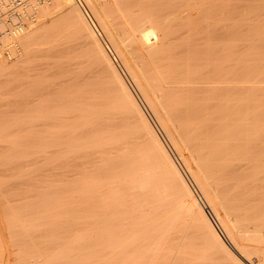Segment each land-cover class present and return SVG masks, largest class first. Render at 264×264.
Here are the masks:
<instances>
[{"label": "bare ground", "instance_id": "6f19581e", "mask_svg": "<svg viewBox=\"0 0 264 264\" xmlns=\"http://www.w3.org/2000/svg\"><path fill=\"white\" fill-rule=\"evenodd\" d=\"M18 5L27 21L0 19V84L20 90H9L22 106L11 123L38 136L33 160L45 154L54 171L49 182L23 178L49 204L41 227L75 228L73 238L53 225L35 236L33 264H264V0ZM9 122L4 164L22 132ZM55 204H74L70 221Z\"/></svg>", "mask_w": 264, "mask_h": 264}, {"label": "rangeland", "instance_id": "374dc122", "mask_svg": "<svg viewBox=\"0 0 264 264\" xmlns=\"http://www.w3.org/2000/svg\"><path fill=\"white\" fill-rule=\"evenodd\" d=\"M20 5H18V7H19ZM22 10V9H21ZM27 10V9H26ZM17 12H18V14H19V16H20V19H17V18H13V23H10V24H8V21H7V27H16L15 25H14V23H16L18 20H20L22 23H23V21L25 22V21H27L28 19H27V16L29 15V14H27V16H26V19H22V18H24L25 16H23V14L24 13H22L23 12V10L20 12V9H18L17 8V10H16ZM26 13H28V12H26ZM32 14V13H31ZM23 21H22V20ZM120 63V62H119ZM121 64V63H120ZM1 81V80H0ZM131 82V81H130ZM1 83V82H0ZM131 85H132V87H133V89H135V86L131 83ZM2 86V87H1ZM3 86H5V85H2V84H0V94H2V92L4 93V92H6V91H9V90H11V89H9V90H7V88H6V90H4L3 91ZM5 89V88H4ZM137 89H135V91H136ZM11 91H13L12 92V94H15V93H18L19 92V94H20V90L18 89V91L17 90H11ZM11 91H9L8 93L10 94L11 93ZM17 91V92H16ZM15 92V93H14ZM138 91H136V94L138 95V97L140 96V94L139 93H137ZM6 94L7 93H5V97H3V94H2V96H0V98L1 97H3V99H0V100H4V98H6L7 96H9V97H7L8 99H11V100H9V102L11 103L12 102V100H14L9 106H7L6 105V102H8V99L7 100H4V101H0V102H4V104H1L0 105V113L2 112L3 114H0V116L1 117H3V118H0V120L2 121V122H6L7 124H8V122L11 124V125H14L13 127L11 126V127H9L10 128V131H12L13 130V132H20V131H22V132H20L19 134V138H17V142H18V140H19V146L20 147H22V145H23V151L21 152H19V150L18 149H20V147H18L16 150L15 149H13V151L11 150L12 149V147L11 148H9L8 147V149H9V152H13V154L17 151V154H18V156H17V158H15V156L16 155H12L11 156V154H10V156L11 157H8L7 158V162H6V164H4L3 162H1L2 160L4 161V160H6V158L5 159H0L1 161H0V165L3 163V165H1L0 166V178L2 179H0V233L2 234L1 236L3 237V239H1L0 238V244L2 243L3 244V246H2V244H1V248H0V264L2 263V264H15L16 263V261H17V259L19 260V261H17V264H25L26 262L28 263V264H33V260L34 259H32L33 257H31V255L30 254H32V253H37L38 252V250H39V248H40V245H39V243H41V242H38V245H36L34 242H36L37 243V240L39 241V240H41L42 241V239L43 238H45V236L44 235H46V232H48L47 233V235H49V234H51V232H49V229H48V227H50V226H52L53 224H48V225H44V227H41V226H43V224H41L40 222H42V220L40 219V217H41V211H42V209L44 210V207L46 206V205H49V204H42V206H40V204L38 203V198H36L37 197V191L35 190V186L37 185L36 183H35V181H33L32 180V182H34L36 185H34L33 186V188L31 189L30 188V186L32 185H29L30 183H29V181H28V179L29 180H31V179H35L37 176H38V179H39V176H40V178L41 177H43V179L44 178H46L45 176H47L48 175V177L46 178V179H44V180H47L48 182H49V179H50V181H52L53 179H52V177H53V175H51V173L52 174H54V171L52 170L53 168H51L52 167V165L50 164V166L48 165V163H49V161L47 162V165L48 166H44V165H46L45 164V162L46 161H40V160H44V159H46V158H43L44 157V155H42L41 154V156H43V157H40V155H38L37 154V157H36V159H37V162H36V160H33V159H35V153H37V148H34V146H36L35 145V143L34 142H37L38 141V136H36V134L34 135V133L31 135V133H30V135L31 136H35V137H31V136H28V134L29 133H27V136L28 137H23V136H21V134L22 133H25V132H23V131H25V130H27V128L29 127H26L25 126V128L23 127L24 125H26V124H19L18 123V125H16V124H12V123H14L13 121H14V119L16 120L17 118H15V117H19L18 116V114H20L21 115V112L19 113L17 110H20L21 111V109H22V106L20 107L18 104L16 105L15 103H16V101H17V98H15L14 97V95L12 96L11 94L9 95H7L6 96ZM15 95H17V94H15ZM11 96V97H10ZM18 96V95H17ZM14 99H13V98ZM21 100V97L19 96V98H18V100ZM140 99H142V98H140ZM142 101V100H141ZM15 102V103H14ZM15 105H14V104ZM142 104H143V106L145 107L146 105H145V103L142 101ZM6 105V108H4V106ZM12 105V106H11ZM21 108V109H19V107ZM10 107V108H9ZM15 107V108H14ZM10 109V110H9ZM12 109L14 110V111H17V112H14V111H12ZM145 109L147 110V112L149 111V109L147 108V106L145 107ZM7 112H8V114H7ZM5 113V114H4ZM11 113V114H10ZM150 111H149V115H150ZM12 114H14V115H12ZM9 117H7V116ZM10 115H11V117H13V120H12V118H10ZM16 115V116H15ZM6 117V119H5V117ZM15 116V117H14ZM150 117H152L151 119H152V121H153V123L155 124V126H157V128L160 130L161 128L158 126V123L156 122V120H155V118H154V116L152 115V113H151V116ZM3 119V120H2ZM11 119V120H10ZM7 120V121H6ZM0 121V122H1ZM11 121H12V123H11ZM0 124H2V123H0ZM3 124H5V123H3ZM9 124V125H10ZM6 125V124H5ZM19 125L21 126V125H23V126H21V128L19 127ZM29 129V128H28ZM20 130V131H19ZM9 131V130H8ZM10 131H9V133H10ZM29 132V131H28ZM160 132H161V135H163V138H164V140H165V142L167 143V145H168V147L170 148V150H171V152L174 154V156H175V158L177 159V161H178V163L180 164V166H181V168H182V170L184 171V173H185V175L187 176V178L190 180V182H191V184H193V186L195 187V188H197L196 187V185L193 183V181L191 180V176H190V174L188 173V171L186 170V168H185V166H184V164L182 163V161H181V159L179 158V156H177V154L175 153V151H174V149L172 148V146L170 145V143H169V141L167 140V137L165 136V134L163 133V131L162 130H160ZM21 136V137H20ZM33 138V139H31V138ZM30 141V143L28 142V140ZM35 138V139H34ZM21 139H23L24 141H26L25 142V144H30L31 145V142L32 143H34V145L33 146H30L29 145V149L28 150H30V151H33L31 148L33 147L34 148V153L33 152H30L29 151V153H33L32 155H30L29 157V159L28 158H26L27 156L26 155H24L25 154V152H24V146H25V144H22L24 141L22 140L21 141ZM35 140V141H34ZM22 143H21V142ZM11 144H13V143H11ZM20 144H22V145H20ZM10 146H13V145H10ZM7 149V150H8ZM15 151V152H14ZM8 152V153H9ZM19 152V153H18ZM6 153H7V151H6ZM21 153V154H20ZM16 154V153H15ZM35 154V155H34ZM9 155V154H8ZM24 156H26V157H24ZM33 158H32V157ZM24 157V158H23ZM46 157V156H45ZM27 159V163H29V164H27L26 165V161L24 162V160H26ZM42 158V159H41ZM17 159V160H16ZM21 159H23V160H21ZM40 159V160H39ZM21 160V163L19 162ZM33 160V162H35V163H33V162H29V161H32ZM48 160V159H47ZM14 161H17V162H14ZM39 161V162H38ZM23 162V163H22ZM12 163H15V166H13L14 164H12ZM18 163V164H17ZM32 163L33 164H35V165H32ZM9 164H12V165H9ZM23 164V165H22ZM40 164V165H39ZM41 164H43V165H41ZM9 165V166H8ZM17 165V166H16ZM3 166H4V168H3ZM8 167V169H6L5 167ZM12 166V167H11ZM21 166V167H20ZM28 166H31V167H28ZM3 169H2V168ZM11 167V169H9ZM14 167H16V168H14ZM40 168V174H39V169H37V171H36V168ZM44 167V168H43ZM24 168V169H23ZM47 168H49V169H47ZM15 169V170H14ZM25 169H28V170H25ZM44 169H47V170H44ZM53 171V172H51V170ZM9 172H8V171ZM19 170V171H18ZM22 170H23V172H24V175L26 176H24L25 178H28V176H29V174H30V172H31V176H30V178H28L27 179V181H28V183L29 184H27V181H26V179L25 178H23V172H22ZM25 170V171H24ZM35 170V171H34ZM49 170V171H48ZM19 173H21V174H19ZM29 173V174H27V173ZM34 172H37V173H34ZM9 173V174H8ZM44 175H43V174ZM45 173H46V175H45ZM49 173H50V175H49ZM16 174V175H15ZM34 174H36L37 176L35 177V176H33ZM42 174V175H41ZM5 175V176H4ZM20 176H22V177H20ZM52 176V177H51ZM23 178V179H21V180H19V178ZM49 177H51V178H49ZM16 179V180H15ZM37 179V178H36ZM42 179V178H41ZM6 180L8 181V182H6ZM12 180V181H11ZM14 180V181H13ZM2 181V182H1ZM24 181V182H23ZM19 182V183H18ZM8 183V184H7ZM16 183V184H15ZM18 183V184H17ZM3 184V185H2ZM22 186H21V185ZM27 184V185H26ZM37 188V187H36ZM29 189H31V191L29 190ZM38 190V189H37ZM26 191H27V193L28 194H26ZM198 191V190H197ZM34 192V193H33ZM30 193V194H29ZM36 194V195H35ZM31 195V196H30ZM36 197H35V196ZM25 197V199H26V197H28L26 200H24L23 198ZM34 197L36 198L35 200H34ZM32 198V199H31ZM35 202V203H34ZM10 203H12V204H10ZM27 203V204H26ZM3 204V205H2ZM21 204V205H20ZM26 204V205H25ZM35 204V205H34ZM7 205V206H6ZM10 205V206H9ZM13 205V206H12ZM17 205V206H16ZM33 205V207H31ZM37 205V206H36ZM55 205H57V209L59 210V208H61V207H59L60 205L63 207V210H67V209H69L70 208V210H72L71 208H73V206H74V204L72 205V204H67L66 206H65V204H64V206L62 205V204H55ZM28 206V207H27ZM69 206V207H68ZM71 206V207H70ZM8 207V208H7ZM14 207V208H13ZM19 207V208H18ZM38 209H37V208ZM68 207V208H67ZM9 209V210H11V211H9V210H7V209ZM34 208H35V212H34ZM46 208V207H45ZM5 209V210H4ZM40 209H41V211H40ZM7 210V211H6ZM16 210V211H15ZM30 210H31V212H30ZM70 210H68V211H70ZM21 211V212H20ZM27 211V212H26ZM38 211L40 212V213H38ZM11 212V214H8V213H10ZM27 214H26V213ZM65 212V211H64ZM7 215H6V214ZM14 213V214H13ZM21 213V214H20ZM23 213H25V214H23ZM38 214V216H37V214ZM73 213V210L71 211V212H68V216L66 215V217H67V221L69 220H71V214ZM70 214V215H69ZM14 215V216H13ZM21 215H22V217H21ZM28 215V216H27ZM30 215V216H29ZM32 215V216H31ZM35 215V216H34ZM7 216V217H6ZM16 216V217H15ZM19 216V217H18ZM23 216H27L26 218L25 217H23ZM15 219H14V218ZM21 217V218H20ZM29 217V218H28ZM35 217H36V219H35ZM39 217V218H38ZM69 217H70V219H69ZM6 218V219H5ZM8 218L10 219V220H8ZM17 218V219H16ZM32 218V219H31ZM51 217H47V220L48 219H50ZM29 219V220H28ZM40 219V220H39ZM45 219V218H44ZM6 220V221H5ZM23 221V223H22V221ZM32 220H34V222L32 221ZM36 220V221H35ZM9 221V222H8ZM16 221H17V224H16ZM20 221V222H19ZM27 221V222H26ZM63 221H66V219L65 220H63ZM15 224H13V223ZM37 222H39V224L37 223ZM46 222V221H45ZM10 223V224H9ZM31 223V224H30ZM34 223V224H33ZM22 224V225H21ZM24 224V225H23ZM30 224V225H29ZM46 224V223H45ZM66 226H65V225ZM64 224L62 225V227H60V225L57 223V227H55V225H53L54 227H55V230L56 231H54L55 233H61V234H64V231H65V228H66V230L67 231H71V232H69V233H67V231H65L67 234H68V236L67 237H70V238H73L72 236H70L69 234H71V235H74V233H75V228L74 227H72V225L70 226V224L67 222V223H65L64 222ZM14 225V226H13ZM21 225V226H20ZM27 225V226H26ZM37 227H36V226ZM8 226H9V228H8ZM24 226V227H23ZM29 226V227H28ZM32 226H34V227H32ZM69 226V227H68ZM16 227H19V228H16ZM28 228V230H27V228ZM39 227H40V229H39ZM63 227H65L64 228V230L62 229ZM72 227V228H71ZM23 228V229H22ZM35 228V229H34ZM38 230H37V229ZM47 228V229H46ZM58 228V229H57ZM59 228H61L60 230H59ZM13 230V232H12V230ZM17 229V230H16ZM19 229V230H18ZM30 229H32V230H30ZM54 229V228H53ZM69 229V230H68ZM71 229H73V230H71ZM11 230V231H10ZM17 231V233H16V231ZM24 230H26L25 232H24ZM33 230H35L37 233H35V231L33 232ZM43 230V231H42ZM48 230V231H47ZM9 231H10V233L11 234H9ZM15 231V232H14ZM22 231V232H21ZM41 233V232H43V233H39V232ZM46 231V232H45ZM50 231H52L51 229H50ZM57 231H59V232H57ZM73 231V232H72ZM63 232V233H62ZM21 233V234H20ZM23 233V234H22ZM31 233H32V235H31ZM35 235H34V234ZM45 233V234H44ZM19 234V235H18ZM67 234H64V235H67ZM28 235V236H27ZM60 235V234H59ZM58 235V236H59ZM24 236V237H23ZM26 236V237H25ZM32 236H34V237H32ZM35 236L36 237H38V239L37 238H35ZM22 237V238H21ZM31 237V238H30ZM42 237V238H41ZM65 238L66 240L68 239L69 240V238ZM21 238V239H20ZM26 238H29V239H26ZM24 239H26V241L24 240ZM31 239V240H30ZM35 239H37V240H35ZM3 240V241H2ZM11 240H13V241H11ZM24 240V241H23ZM27 240H30V241H28L27 242ZM35 240V241H34ZM23 242H25V244L23 243ZM29 243V244H28ZM34 243V244H33ZM21 244H23V245H21ZM33 244V245H32ZM20 245H21V247H20ZM27 245H29L30 247H31V245L33 246V247H27ZM35 245V246H34ZM25 247V250L26 251H29V252H24L23 253V248ZM29 248L30 250H32V252H30V250L29 249H27V248ZM39 247V248H38ZM19 248H21V249H19ZM19 250L17 253H16V251L17 250ZM33 249L35 250V251H33ZM16 250V251H15ZM22 250V251H21ZM15 251V252H14ZM3 253V254H2ZM17 255L16 257H15V254ZM22 253H23V255H22ZM3 255V256H2ZM29 255V256H28ZM37 255V254H36ZM22 256H25V257H22ZM28 256V257H27ZM19 257H21V258H19ZM28 259H27V258ZM31 257V258H30ZM24 258V259H23ZM32 260H30V259ZM3 259H4V261H3ZM25 260V263L24 262H21V261H23V260ZM21 260V261H20ZM31 262H30V261ZM15 261V262H14ZM14 262V263H13ZM19 262V263H18ZM26 263V264H27Z\"/></svg>", "mask_w": 264, "mask_h": 264}, {"label": "built area", "instance_id": "2783aa9c", "mask_svg": "<svg viewBox=\"0 0 264 264\" xmlns=\"http://www.w3.org/2000/svg\"><path fill=\"white\" fill-rule=\"evenodd\" d=\"M20 0H8L7 4L5 0H0V19L5 18L8 24L13 23V18L20 19V16L16 9ZM22 24L20 20L14 23L15 26Z\"/></svg>", "mask_w": 264, "mask_h": 264}]
</instances>
